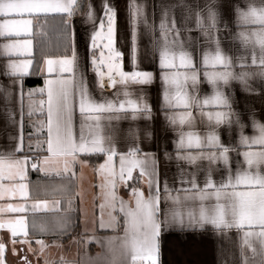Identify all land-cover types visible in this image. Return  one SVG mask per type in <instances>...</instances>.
Returning a JSON list of instances; mask_svg holds the SVG:
<instances>
[{"label": "snow or ice", "instance_id": "6c2138e0", "mask_svg": "<svg viewBox=\"0 0 264 264\" xmlns=\"http://www.w3.org/2000/svg\"><path fill=\"white\" fill-rule=\"evenodd\" d=\"M221 0H210L203 9L185 6L187 16L184 27L180 28L175 21L171 24L165 18L159 24V36L155 39L157 50L156 71L140 70L137 66V26L146 23V5L137 0H129L127 5L128 21L131 30V71H124L119 62L121 53L114 48L117 26V12L113 4L104 0L101 14L97 15L95 6L81 0H0V37H25L33 34L34 22L41 20L44 24L50 19L60 20L59 34L65 43V53L51 58L42 55L39 67L44 77L43 87L38 91L47 96V153L37 163H32L33 170L55 172L62 180L54 191L63 194L67 203L63 214L57 217L54 226L49 229L41 227V232L53 235L69 236L75 229L72 213L71 192L72 172L82 156L103 157V162L96 168L102 177L98 185L102 196L99 205L100 218L98 228L117 233L122 227L123 234H114L97 238L94 234L83 241L85 251L80 255L79 264H160V236L168 230L194 231L211 226L217 234L227 236L235 229L241 236L240 264H264V124L252 118L253 134L243 133L244 125L239 115L233 110L230 93L226 89L233 80H239L250 91L248 81L252 78L264 80V0H246L243 7L235 8V24L238 31L233 39L238 40L243 55L234 61L222 47L220 39ZM78 11L84 13L91 24L87 49L90 55L89 64L96 76L98 90L103 91V81L107 77L108 87L119 89L117 100L105 98L102 94L95 98L87 84L86 75L78 76L77 49L73 18ZM194 20V27L187 23ZM44 25H42L43 27ZM224 30H227L225 25ZM196 31L198 36L191 33ZM189 33L185 38L182 33ZM71 44L69 47V40ZM70 51V55L68 54ZM97 52L99 57L97 58ZM251 53V65L248 64V53ZM106 53V54H105ZM0 56L8 57L0 75L11 80L12 91L7 84L0 85V92L5 99L13 96L17 84L24 77L32 75L34 64L33 41L17 39L7 44H0ZM33 57L20 59L13 57ZM239 66L240 72L233 69ZM249 67L255 70L247 71ZM106 69V71L102 70ZM51 77V78H49ZM159 79L161 85L160 111L166 125L174 134L172 140L175 158L196 167L190 178L182 180L188 185L175 190L172 194L165 179L161 189L156 178L154 153H146L140 144L138 131L129 127L127 131L126 150H122L117 137L111 129H106L103 120H130L152 118V108L146 99V88ZM207 84L208 91L203 92L201 85ZM37 90L27 93L28 115L35 111L33 97ZM24 93L21 86L20 115L24 112ZM123 97L119 99V97ZM78 101L81 117L78 139L74 134L73 113ZM43 104V101L41 102ZM107 114V115H105ZM16 121L13 119V124ZM199 125V130H198ZM235 125L239 129L235 145L225 144L220 137L219 128ZM38 132H43L44 123ZM22 130V119H21ZM31 135V134H30ZM15 139V138H13ZM41 150H43L41 148ZM22 151V137L15 146L14 152L7 157L0 155V178L4 169H8L11 178L22 181L18 186L20 197H29L27 179V157L16 158L15 153ZM236 153L242 159L236 162L233 171L231 154ZM165 159L171 154L164 150ZM115 158H118L119 170ZM206 164V167L203 166ZM223 169L221 179L217 182L214 175ZM146 178L148 194L129 185L133 172ZM203 172V187H200L199 173ZM131 187L134 207H130L118 195V187ZM182 193V195L180 194ZM59 204V202H56ZM47 205L35 203L31 210L37 211ZM9 211L25 212V205L16 208L11 205ZM119 213V216L115 213ZM121 219L123 221L121 225ZM97 222L94 221V225ZM25 221H15L9 225L13 237L24 232ZM0 227H3L0 224ZM253 241L258 244L254 246ZM96 242L104 251L96 256L87 254V244ZM15 243V241H13ZM44 247L42 240L37 241ZM259 259L249 258L247 252ZM4 246L0 244V264H5ZM62 264H75L63 261Z\"/></svg>", "mask_w": 264, "mask_h": 264}, {"label": "crops", "instance_id": "0c3cea01", "mask_svg": "<svg viewBox=\"0 0 264 264\" xmlns=\"http://www.w3.org/2000/svg\"><path fill=\"white\" fill-rule=\"evenodd\" d=\"M82 3L88 4L91 2L95 6L97 15L101 14V7L104 0H81ZM113 4L117 12V26L114 39V48L122 55L119 62L123 66L124 71H131V30L128 21L127 5L129 0H108ZM138 3L146 5V23L141 22L137 26V66L140 70L156 71V56L157 50L155 39L159 36V24L161 19L167 18V22L171 24L173 21L180 28L184 27V18L187 16L185 6L192 8L203 9L210 0H137ZM258 3L259 0H256ZM246 0H221L219 26L221 29L220 39L225 52L232 56L236 61L237 57L243 55V51L238 40L233 37L238 31L235 24V8L237 5L243 7ZM84 13L78 11L73 18L74 27H70L69 32L74 33L75 45L77 49V67L78 76L80 73L86 75L87 84L94 97L99 99L101 94L108 99L117 100L116 93L119 85L116 88H109L107 77L104 78L103 91L101 93L97 88L96 76L89 64L90 55L88 53L87 44L88 37L91 31V24L87 23L86 19L82 22ZM188 24L194 27V20H188ZM42 25H44L42 27ZM227 25V30H224ZM60 20L50 19L47 24L41 20L39 23L34 22L33 34L25 37H0V44H7L17 39H31L33 41L34 64L32 66V75L23 78L20 84L16 85L13 96L10 95L5 99L0 92V155L7 157L9 152H14L17 143H20L22 137V151L15 153L16 158L23 159L27 157L29 163L26 165L27 179L23 183L28 184L29 197L24 199L20 197L17 186L22 182L19 178H11L8 169H4V176L0 178V244L4 246L5 264H62L63 261L75 262L79 264L80 255L85 251L84 244L75 243L74 240L83 241L87 236L93 234L97 238L111 236L114 234L122 235V227L117 233L112 230H101L98 228L100 218L99 205L102 202V196L98 185L102 182L96 168L99 163L103 162V157L100 162L91 163L85 156L80 157L84 163H76L72 172L68 175L71 180V196L73 206L76 209L72 213L75 223V229L71 231L69 236L53 235L51 231L41 232V227L45 226L51 229L57 217L63 214V208L66 206V199L60 192L54 191L61 183H68L67 180H62L55 172H41L39 169L33 170L32 163H37L48 155L47 153V96L41 95L38 91L43 87L44 77L41 75L39 67L42 65V55L47 54L51 58L62 56L65 53V43L59 34ZM182 35L187 38L189 33L183 32ZM193 37L199 35L198 32L191 33ZM71 38L69 40V47ZM71 54L70 51L68 53ZM106 54V53H105ZM99 52H97V58ZM27 59L33 57H13V59ZM8 62V57L0 56V71ZM248 64L251 65V53H248ZM106 71V69H102ZM240 72L239 66L234 69ZM247 71L255 70L253 67L246 69ZM32 77L40 78L42 83L38 86H27L24 81ZM51 78V77H49ZM7 84L9 92L12 91L11 80L0 75V85ZM21 86L24 95V112L21 118L20 115V96ZM202 91L207 92V84L201 85ZM250 91H245V86L239 80L230 82V86L226 89L230 93L233 110L239 115L241 123L244 125L243 133L251 136L253 134L252 118H255L259 123L264 124V80L252 78L248 81ZM36 89L33 97L35 103V111L31 117L28 115V96L30 90ZM146 99L152 108V118L145 120L143 118L131 122L130 120L111 121L103 120L102 124L106 129H111L116 134L117 142L122 150H126L127 146V131L129 127H133L138 131L140 136V144L144 152L154 153L156 163V178L160 188H163L165 179L173 195H176L175 190L188 185L181 184L182 180L190 178V173L196 171V167L190 166L183 162H178L175 158L172 140L174 134L166 125L163 115L160 111V94L161 85L159 79L146 88ZM123 97H119L122 99ZM43 101V104L41 103ZM107 115V114H105ZM13 119L16 123L13 124ZM22 119V130H21ZM44 123L43 132H38L33 128H39L40 122ZM81 117L79 114L78 101L74 106L73 126L76 138L79 137ZM199 130V125H198ZM221 140L225 144L235 145L239 137V129L233 125L230 129L227 125H222L219 128ZM31 134V135H30ZM15 138V139H13ZM41 148L43 150H41ZM167 149L171 154L170 159H165L164 150ZM96 157V156H87ZM233 171L236 168V162L242 158L236 153L231 154ZM117 171L119 170L118 158H115ZM206 167V164L203 165ZM222 167L214 175V179L219 182L222 175ZM133 180L128 183L132 187L141 190L145 196L148 194L146 178L139 177V172H133ZM200 187H203V172L199 173ZM87 187V190H86ZM131 187H118L119 197L125 201L130 207H134V200L131 197ZM87 191V198L84 203L82 192ZM182 195V193H180ZM56 202H59L57 204ZM35 203L47 205L46 208L41 207L40 210L33 211L31 207ZM25 205V212L9 211L11 205L16 208L19 205ZM119 216V213H115ZM23 219L24 232L18 233L15 237L12 236L9 230V225L15 226V221ZM94 221L97 223L94 225ZM123 221L121 219V225ZM38 240L44 242V247L37 243ZM15 241V243H13ZM253 244L258 249V244L253 241ZM160 264H240L241 257V236L236 230H231L227 236H222L216 233L211 226H205L203 230L194 231H177L168 230L162 232L160 236ZM87 254L96 256L104 251L100 244L90 242L87 244ZM249 258L258 260V256H253L251 251L247 252ZM129 264L131 258L129 257ZM139 264V262H138Z\"/></svg>", "mask_w": 264, "mask_h": 264}, {"label": "trees", "instance_id": "16d2710c", "mask_svg": "<svg viewBox=\"0 0 264 264\" xmlns=\"http://www.w3.org/2000/svg\"><path fill=\"white\" fill-rule=\"evenodd\" d=\"M24 83L27 86H38V85H41L42 81L40 78L30 77L29 79H26ZM84 158L90 161L91 163H97L102 160V157H84Z\"/></svg>", "mask_w": 264, "mask_h": 264}, {"label": "rangeland", "instance_id": "374dc122", "mask_svg": "<svg viewBox=\"0 0 264 264\" xmlns=\"http://www.w3.org/2000/svg\"><path fill=\"white\" fill-rule=\"evenodd\" d=\"M86 190H87V187H86ZM87 191H83L82 192V198L84 199L83 201H84V203H85V200H86V198H87V193H86Z\"/></svg>", "mask_w": 264, "mask_h": 264}]
</instances>
